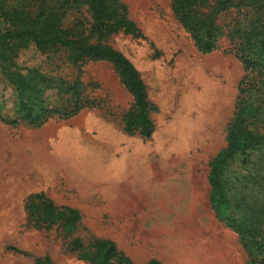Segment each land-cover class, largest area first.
<instances>
[{
    "label": "rangeland",
    "instance_id": "1",
    "mask_svg": "<svg viewBox=\"0 0 264 264\" xmlns=\"http://www.w3.org/2000/svg\"><path fill=\"white\" fill-rule=\"evenodd\" d=\"M121 1L139 33L120 31L104 42L124 53L145 81L155 105L149 137L125 130L134 97L110 62L74 65L31 42L0 57V264H36L37 257L90 264L73 248L76 237L86 244L110 239L136 264H249L226 217L240 212L239 201L243 208L264 205L261 152L247 145L227 164L231 189L221 216L209 180L213 159L229 144L230 122L240 123L245 69L228 31L246 14H220L225 33L203 53L172 0ZM78 19L86 28L81 14H68L65 23ZM15 81L31 90L22 96ZM77 81L87 101L74 112ZM37 195L80 212L73 235L34 225L30 205Z\"/></svg>",
    "mask_w": 264,
    "mask_h": 264
},
{
    "label": "trees",
    "instance_id": "2",
    "mask_svg": "<svg viewBox=\"0 0 264 264\" xmlns=\"http://www.w3.org/2000/svg\"><path fill=\"white\" fill-rule=\"evenodd\" d=\"M172 3L203 53L217 48L225 33V26L218 22L220 14L232 9L243 10L246 14L242 22L228 31L238 45V56L245 69L238 85L236 104L240 123L236 124V118L230 122L229 144L216 154L209 174L211 204L221 216L229 204L231 189L224 180L225 168L239 150H244L243 147L249 145L253 151L261 152L256 164L259 165L258 175L264 181V0H172ZM70 13L85 16L87 27H80L79 19L67 25L65 19ZM120 31L139 33L137 24L129 17L128 6L121 0H0V57L16 55L23 44L31 42L43 52L62 53L60 58L74 65L90 60L110 62L134 97L123 117L125 130L149 137L154 130L151 112L155 105L149 99L145 81L124 53L104 42ZM15 82L22 96L31 90ZM79 87L80 82H75L74 112L81 110L87 101ZM234 132L237 133L235 137ZM242 135L245 136L243 141ZM243 205L242 201L237 202L240 212L226 217V221L240 233L251 255L249 264H264V205L251 203L245 205L247 208ZM30 212L34 225L39 228L57 225L69 235L74 234L82 218L76 208L56 206L43 195L31 198ZM72 246L90 264H136L110 239L93 238L86 244L84 239L76 237ZM35 262L54 264L49 257H37ZM148 264L162 263L153 259Z\"/></svg>",
    "mask_w": 264,
    "mask_h": 264
}]
</instances>
